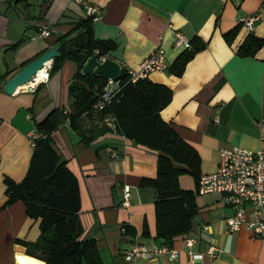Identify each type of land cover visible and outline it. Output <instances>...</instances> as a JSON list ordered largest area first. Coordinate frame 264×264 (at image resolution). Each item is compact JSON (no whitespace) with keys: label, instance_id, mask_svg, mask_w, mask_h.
<instances>
[{"label":"crops","instance_id":"0c3cea01","mask_svg":"<svg viewBox=\"0 0 264 264\" xmlns=\"http://www.w3.org/2000/svg\"><path fill=\"white\" fill-rule=\"evenodd\" d=\"M89 2L101 10L100 19L92 22L93 37L115 43L107 58L120 66L136 68L157 47L163 48L170 66L185 50L175 45L177 33L205 42L181 75L169 70L148 75L151 81L171 89V100L160 115L197 150L201 175L216 170L221 148L239 145L264 150V126L260 125L264 123V0ZM256 15L259 19L252 29H246L241 20ZM86 18L84 9L71 0H0V73L9 71L0 84V264L41 263L27 255L22 244L37 240L39 220L27 216L21 201L4 206V178L20 182L26 175L34 147L29 134L37 124L57 108L71 111L67 85L76 65L66 61L35 91L23 89L9 95L3 86L42 53L58 49L60 37L72 38L83 32L76 26ZM238 24L236 36L226 42L223 34ZM40 26L48 27L50 35L40 36ZM249 33L261 38L263 45L254 56H238L237 50ZM78 120L87 137L101 125L95 115L81 114ZM49 137L78 180L80 220L85 233L97 240L105 264H127L124 252L135 242L165 245L155 236L156 191L142 181L156 175L155 152L113 132L87 143L69 125L58 126ZM185 176H180V186L194 190L192 177ZM124 186L130 191L127 209L123 207ZM196 205L191 231L209 226L218 247L215 256L204 254L199 260H190L183 243L185 234L169 245L178 251L175 260L156 253L137 259L136 264H264V240L244 229L228 232L225 219L231 210L219 195H196ZM122 225L132 227L135 234L123 235ZM144 229L147 235L142 234ZM206 248L207 243L201 242L192 250L203 252Z\"/></svg>","mask_w":264,"mask_h":264},{"label":"trees","instance_id":"16d2710c","mask_svg":"<svg viewBox=\"0 0 264 264\" xmlns=\"http://www.w3.org/2000/svg\"><path fill=\"white\" fill-rule=\"evenodd\" d=\"M92 22L87 15L76 26L83 32L72 38L60 37L59 55L53 59L49 72V75L55 74L66 61L76 65V72L67 85L71 111L64 112L62 108H57L46 120L37 124L36 129L43 132L45 137L36 140L26 175L20 182L4 178V206L21 201L27 216L39 220L37 240L22 244L27 248L26 254L39 259L40 264H105L97 240L85 233L80 220L78 180L49 137L66 118L69 119V126L81 133L87 143L105 132L115 131L134 144L157 154L155 177L142 181L156 191L155 236L163 239L164 244L171 245L175 237L187 234L198 211L196 195L201 175L199 153L160 115L171 100L170 88L146 77L125 84L115 99L103 109H93L107 77L83 74V64L94 54L97 57L107 56L116 45L112 41L96 40L93 37ZM240 27L238 24L223 34L226 42L233 40ZM190 43L191 48L183 50L169 66L168 70L172 74L181 75L187 62L205 47V42L196 36L190 39ZM262 45L261 38L249 33L237 54L241 57L254 56ZM14 46L16 44L11 47ZM8 73H0V84ZM81 114L95 115L101 123L100 126L96 125L97 130L94 128L88 137L86 131L80 129L78 119ZM111 118L114 130L107 124ZM185 174L192 177L194 190L180 186L179 178ZM124 227L127 235L135 234L132 227ZM142 234L147 235L145 229Z\"/></svg>","mask_w":264,"mask_h":264},{"label":"built area","instance_id":"2783aa9c","mask_svg":"<svg viewBox=\"0 0 264 264\" xmlns=\"http://www.w3.org/2000/svg\"><path fill=\"white\" fill-rule=\"evenodd\" d=\"M71 1L79 4L92 21L100 19V8L90 3L89 0ZM257 19H259V15L244 17L241 21L246 29L251 30L254 21ZM38 30L40 36L50 35L48 27L40 26ZM175 45L177 47L182 46L184 49L191 48L190 40L181 33L176 34ZM106 58L107 56H100L98 61L102 62ZM44 65L46 66L40 69L45 70L42 80L37 81L36 74L33 75L29 81L30 85L25 90L35 91L40 82L45 83L48 81L51 64ZM121 67L124 68L123 76L116 79L107 78V82L99 99L93 105V109L101 110L110 104L125 84L135 83L148 77L153 72L167 71L169 65L166 62L163 48L157 47L140 61L136 68ZM107 124L113 130L115 129L112 118L107 120ZM61 125L67 127L69 119L66 118ZM260 125L264 126V123H260ZM29 136L32 146H34L36 140L44 138L45 134L35 128ZM123 191V207L127 209L130 198L129 187L124 186ZM210 194L219 195L225 206L231 210V214L225 219L228 232L244 229L264 240V150L254 151L239 145L221 148L216 170L200 175L198 182L197 195ZM120 231L123 235H127L124 225L121 226ZM190 231L183 238L189 259L192 261L199 260L204 254L215 256L218 247L214 243L209 226L203 225L199 230ZM201 242L207 243L205 251L195 252L192 250L196 244ZM156 253H166L171 261L178 256V251L167 244L156 246L135 242L130 249L124 252L123 258L127 264H136L137 259H146Z\"/></svg>","mask_w":264,"mask_h":264},{"label":"water","instance_id":"95a60500","mask_svg":"<svg viewBox=\"0 0 264 264\" xmlns=\"http://www.w3.org/2000/svg\"><path fill=\"white\" fill-rule=\"evenodd\" d=\"M59 55L58 49L52 47L46 52L42 53L36 59L24 66L17 74L8 79L3 89L11 95L14 94L20 85L29 82L31 77L39 72L40 69L45 67L44 64H51L54 57ZM83 74H101L107 78H121L124 73V68L111 58H106L104 61H98L96 54L89 57L82 67Z\"/></svg>","mask_w":264,"mask_h":264},{"label":"bare ground","instance_id":"6f19581e","mask_svg":"<svg viewBox=\"0 0 264 264\" xmlns=\"http://www.w3.org/2000/svg\"><path fill=\"white\" fill-rule=\"evenodd\" d=\"M45 73V70H40L37 74H36V80L37 81H40V80H42V78H43V74ZM30 85V82H26V83H24L23 85H20L19 87H18V90H23V89H26L28 86Z\"/></svg>","mask_w":264,"mask_h":264},{"label":"rangeland","instance_id":"374dc122","mask_svg":"<svg viewBox=\"0 0 264 264\" xmlns=\"http://www.w3.org/2000/svg\"><path fill=\"white\" fill-rule=\"evenodd\" d=\"M185 175H186L185 177H186L187 179H190V180H191V177L188 176V174H185Z\"/></svg>","mask_w":264,"mask_h":264}]
</instances>
